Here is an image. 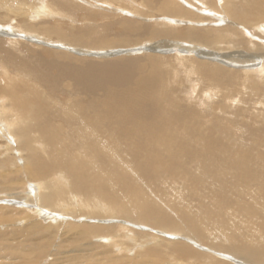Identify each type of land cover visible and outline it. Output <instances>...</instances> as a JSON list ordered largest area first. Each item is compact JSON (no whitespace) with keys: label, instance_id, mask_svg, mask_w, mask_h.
Returning <instances> with one entry per match:
<instances>
[{"label":"bare ground","instance_id":"6f19581e","mask_svg":"<svg viewBox=\"0 0 264 264\" xmlns=\"http://www.w3.org/2000/svg\"><path fill=\"white\" fill-rule=\"evenodd\" d=\"M91 1L0 0V7L10 8L16 17L27 14L33 21L25 27L0 26V88L8 91L0 98V140L9 141V154L0 149V155L6 154L0 158V197L23 190L27 180L35 181L33 191L28 186L29 196H13L10 199H19L18 203L10 200L13 206L5 202L0 207V261L4 260L0 264H38L49 254L54 255L52 264L115 261H101L98 254L87 256L90 245L115 248L120 254L141 251L126 257L137 260L132 264H229L225 257L214 256L216 253L196 250L200 241L208 242L214 250H224L240 264H264V220L262 232L256 228L250 234L243 233V224L234 223L233 232L229 222L218 224L219 229H229L226 240L221 241L213 227L203 226L198 215L186 212L181 203L164 198L163 204L146 193L112 195L113 183L104 176L125 177L124 168L116 161L103 158L105 166L99 175L92 174L89 167L70 168V178L65 173L54 174L57 165L53 161L61 129L68 127L71 133L77 123L91 125L93 133L98 129L119 135L115 141L123 144L124 166L140 167L149 161L152 150L136 148L158 145L180 150L178 143H171L175 142L174 131H188L191 124L198 123L199 115L198 110L182 103L180 92H190L194 84L202 92L209 90V101L229 98V108L239 116L243 110L239 103L242 105L248 95H264V0H223L220 7L214 2L219 0H148L144 4L104 0L98 8ZM126 3L130 9L124 8ZM77 11H86L89 18L80 34L68 31L72 24L54 29L52 18L78 23ZM191 21H197L194 28L177 31L181 22ZM246 31L249 37L243 35ZM45 41L56 50L41 51L57 52L43 57L39 43ZM122 46L132 49L118 48ZM176 48L179 50L174 52ZM24 70L27 77L37 73L33 77L43 90L24 87V81L14 83L12 75L23 76ZM173 78L182 80V89L171 86ZM26 88L35 90L25 94ZM61 94L71 102L68 109ZM26 113L33 118L23 117ZM56 117L66 123L62 128L55 125ZM260 122L264 129V111ZM98 141L90 138L83 144L89 156ZM18 151L23 163L17 161ZM181 160L169 161L170 170ZM88 163L96 166L90 159ZM132 174L129 181L134 186L123 185V189L138 190V178L149 176L144 170ZM51 183L62 186L59 193L52 190ZM98 215L105 220L96 219ZM151 227L159 228L157 232L163 235L143 230ZM56 234L62 236L60 247Z\"/></svg>","mask_w":264,"mask_h":264},{"label":"rangeland","instance_id":"374dc122","mask_svg":"<svg viewBox=\"0 0 264 264\" xmlns=\"http://www.w3.org/2000/svg\"><path fill=\"white\" fill-rule=\"evenodd\" d=\"M97 1L99 4H101V2L104 0ZM147 1L148 0H137V3L144 4ZM214 2L219 7L223 5V0ZM91 3H93L94 6L96 4L95 7L98 8V3L94 4V1H91ZM123 6L126 9L131 8L129 3H126ZM185 6L187 9H190L189 6ZM139 7L142 6L140 5ZM184 13L187 12L184 11ZM15 15L16 14L14 12L10 11V8L0 7V26H16L19 24L20 27H25V25L33 24V21L30 20L27 14L19 17H16ZM86 15V11H77L76 19H78V23L52 18L53 20L51 19V24L54 25L55 30H63L67 26H70L69 24H72L70 30L68 31L74 35H77L80 34L79 32L81 29H83V26L88 24L89 18H86ZM200 15H203V13H200ZM159 17H161L160 14L155 15V18L160 19ZM196 22L197 21H191L187 22V24L181 22L183 26L178 28L177 31L194 28V24H197ZM209 23L210 22H208V24ZM154 25L156 27V22ZM244 30L245 28H242V31ZM243 35H245V37H249L247 31ZM6 37L7 36H5V38ZM55 38L57 39V37ZM45 42L46 44L39 43L40 52H42L41 54L43 57H47L57 52L41 51L46 49L56 50L53 46L48 45L49 42ZM131 47L132 46H122L118 48H123L121 50H125L132 49ZM62 49L65 50L66 47H63ZM177 50L179 49L176 48L174 52H177ZM156 52L160 54L159 51ZM174 52L170 51L171 54ZM222 52L229 51H221V53ZM24 53L28 56L30 51H24ZM125 53H127V51H122L121 54ZM68 54H70L72 57L77 56V53H72L71 51H68ZM95 54L96 52L94 55ZM203 58L207 59L206 57ZM260 66V64H257L256 67ZM261 68L262 67H260V69ZM12 72H19V70L13 69ZM30 74L31 73H29V75ZM34 74L37 73L34 72L29 77H27L25 75H28V73L24 70L23 76L21 74L19 75L20 80L19 77L14 75H12V79L14 80V83L18 81H24V84L28 85L24 87H32L38 90H43L41 83L36 81V78L34 79ZM0 76L3 78L2 69H0ZM182 77L183 75H181V78ZM171 86L177 90L182 89V80L180 78H173L171 80ZM34 90L30 91L27 88L24 89L25 94L33 92ZM206 92L209 93V90H204L202 92V89L195 84L190 86V92H180L182 103L199 111V115L196 117L198 119V123L191 124L188 131L185 130L184 132L177 133L174 131L175 142L172 140L171 143H178L176 145L180 150H177V148L160 147L158 145H156V147L136 148L137 150H152L149 161H144L143 163L141 162L143 166L140 167L137 165L126 164L125 162L124 163L126 165L124 166L122 165V155L124 150L123 144L122 142L119 143L115 141L116 138H119V135L114 136L110 134V131H107V133H101L98 131V129H96L93 133L92 130L94 128L91 125L90 127H86L85 124L77 123V126L74 127L75 130L71 133L68 132V127L67 130L61 129L62 132L59 134L60 137L59 140L57 139V146L56 150L54 151L57 152V154L56 156H53V161H55L57 165L54 174L65 173L70 178V168L74 169L77 166H83V168L89 167L92 171V174L99 175L102 173L105 166V162H103L102 159L108 158L110 161H116L119 163L120 166L124 168L125 174V177L118 179H112L108 176H104L108 182L113 183L112 186L114 189L112 195H119L120 193H123V195L127 197L133 194L146 193L149 195V197H153L163 204L164 198L176 205L181 203L186 212H191L190 214L198 215L199 222L203 226L213 227V229L218 232V239L221 241L226 240V235L229 229H231L232 232L234 231V223L238 225L243 224L241 229L243 228L242 231L244 234H250L256 228L262 232L263 229L261 228V223L264 220V129L263 125H261L262 122L260 121L264 111V95L262 92L248 95V97L244 99L242 105L239 103V106H243V110L240 111L241 114H239V116H236V111H233L229 108V98L221 100L214 99L209 101L208 97L206 96ZM5 93H8V91L4 87L0 88V98ZM50 95L53 97L52 93ZM7 96L10 98V95ZM61 97L63 104L65 105V109H68L71 105V102L66 99V95L61 94ZM63 111L64 109L62 110L61 115H64ZM23 117L29 119L33 118L32 115H27V113L26 115H23ZM65 124L66 123H63L58 117L55 118V125H58L62 128ZM101 129L105 131L107 130L104 127ZM90 138L95 139L96 141L100 139V141H98L99 143L95 145L93 154L89 156L83 144ZM10 139L13 138L10 136ZM8 142L9 141L7 139H2V141L0 140V149L2 148L7 152L8 147H6V144ZM180 143L187 144V148H185ZM19 152L20 151H18V155H16L18 157L17 161L23 163L24 160L22 158L24 157L23 155L19 156ZM5 155L6 154L3 153L0 155V158H4ZM89 159L92 163H95L96 166L93 167L92 164L88 163ZM173 159H177V161L179 159L182 160L180 165H178L177 162L170 170L169 161H172ZM135 170H144L149 174V176L142 179L137 177L141 183V186H138V190H134L129 187L123 189V185L129 184L134 186V184L130 183L129 180L132 177L131 175H133L132 172ZM34 183L35 181L27 180L25 187L27 189H18L15 193L11 194L4 193V195L0 197V207L4 206L5 202L6 204H10L11 202L18 203L19 199L16 201L15 199H10L13 196V198H20L19 196H29V191L31 188L32 191L34 190ZM30 185L31 188L28 187ZM51 187L56 193H59L58 190L62 189V186L58 184L51 183ZM150 190L153 194H150ZM10 200L12 201L8 202ZM7 206L10 207L13 205L10 204ZM168 206L172 207L173 205L168 204ZM215 208H218L216 212ZM95 217L96 219L104 218L100 215ZM38 218L43 224H45L46 221H43L41 216ZM106 220L111 221L110 219ZM113 221L115 224L118 223L121 225L123 223L131 226L130 223H126L123 220ZM226 222L230 223L229 229L225 228V230H223V228H218V224ZM52 227L56 228L55 226ZM131 227L138 228V226L134 225ZM157 229L160 230L159 228ZM157 229L151 227L149 229L145 228L143 230L150 232L154 236L163 235L162 233L157 232ZM122 234H124V232ZM260 239H263V237L261 236ZM61 240L62 236L57 235L55 242L59 247ZM95 241L97 242V240ZM112 244L113 243H111V245ZM192 244L193 246L197 245L196 243ZM211 247L212 246L208 242L204 243L200 241L198 247L195 249L199 250L201 253L204 252L203 254H209V252L216 253V255H213L216 257L221 256V258L225 257V259L231 262H229V264H240L239 260L229 256L230 254L228 255L224 250H214ZM69 248H71L69 249V252H72L73 247ZM135 250H137V248ZM120 251L121 250H116L115 248H97L90 245V253H86V255L88 256L98 254V257L99 259L101 258V261L112 258V260H115L112 262V264H132V262L137 260H131L126 257H131V255L135 256L141 252L137 251L138 253L133 252V254L128 251H124L120 254ZM72 254L74 253L72 252ZM145 258L147 257H139V259ZM53 260L54 255L49 254L48 256L39 259L38 264H52ZM77 263H79V261ZM77 263L70 261L66 264ZM104 264L108 263L106 262Z\"/></svg>","mask_w":264,"mask_h":264}]
</instances>
